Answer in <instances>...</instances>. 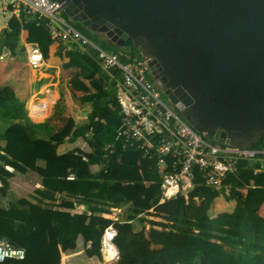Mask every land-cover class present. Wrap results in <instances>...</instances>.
Here are the masks:
<instances>
[{
  "label": "trees",
  "instance_id": "1",
  "mask_svg": "<svg viewBox=\"0 0 264 264\" xmlns=\"http://www.w3.org/2000/svg\"><path fill=\"white\" fill-rule=\"evenodd\" d=\"M24 28L27 42L37 44L46 59L57 41L34 16L26 19ZM68 46L60 44L56 51L67 59L63 68L77 69L76 77L89 81L93 89L79 100H111L121 112L114 86L94 54ZM65 103L61 93L58 110H64ZM103 110L100 106L90 114V133L85 136L89 151L60 153L76 127L74 118L55 128L35 124L15 89L0 86V176H14L7 168L32 173L43 186L35 191V201L15 194L3 198L0 238L26 254L0 264H61L62 252L75 250L79 240L86 256L102 260V239L110 225L117 231L116 264H264V163L242 162L219 188L204 185L197 171L192 189L162 201V173L155 161L122 144L113 153L104 151V126L98 118ZM259 142L254 148H264V136ZM57 195L74 202L56 205ZM218 199L234 203L233 209L215 214ZM77 205L84 209L72 212ZM113 209L121 210L118 220L108 217Z\"/></svg>",
  "mask_w": 264,
  "mask_h": 264
},
{
  "label": "water",
  "instance_id": "2",
  "mask_svg": "<svg viewBox=\"0 0 264 264\" xmlns=\"http://www.w3.org/2000/svg\"><path fill=\"white\" fill-rule=\"evenodd\" d=\"M57 1L117 51L138 47L195 129L233 147L264 136V0Z\"/></svg>",
  "mask_w": 264,
  "mask_h": 264
},
{
  "label": "built area",
  "instance_id": "3",
  "mask_svg": "<svg viewBox=\"0 0 264 264\" xmlns=\"http://www.w3.org/2000/svg\"><path fill=\"white\" fill-rule=\"evenodd\" d=\"M19 9L43 23L55 41L76 45L82 52L94 54L108 77V84L114 86L121 109V125L115 141L106 144L104 151L113 153L118 144H122L123 148L140 150L144 157L155 161L162 173V201L192 189L197 171L202 175L204 185L219 188L222 180L228 174L236 173L242 162L264 163V148L221 145L209 138V134L195 129L158 88L142 56L132 58L129 53L108 52L98 47L59 15L64 12L57 0H0V15L14 14ZM5 56V53L1 54L0 60ZM27 56L33 69L44 65L45 58L37 44L28 46ZM33 105L39 114L46 107L44 103L35 102ZM116 234L113 225L105 230L102 239L104 260L105 236L111 235L113 242ZM25 254L23 248L0 238V262L8 258L22 260ZM117 259L118 256L114 262Z\"/></svg>",
  "mask_w": 264,
  "mask_h": 264
},
{
  "label": "crops",
  "instance_id": "4",
  "mask_svg": "<svg viewBox=\"0 0 264 264\" xmlns=\"http://www.w3.org/2000/svg\"><path fill=\"white\" fill-rule=\"evenodd\" d=\"M9 9L11 10V8ZM28 17L29 16H27L22 9L17 10L14 14L8 13L5 15H0V55L3 53L6 54V56L0 60V65L1 63L2 64L5 63L13 67V69L8 73V78H10L9 82H1L2 72L0 71V86L11 85L15 89L17 96L25 102L29 119L33 123L38 125L40 124L44 125L45 123L48 122V120H50L53 117L54 114L53 112H55L54 110L60 99L61 93L64 94L66 101L65 105L66 104L69 105L70 103L74 104L75 103L74 98H76L78 100L77 102L78 105L76 106H79L80 104L83 108H85L82 110L83 118L81 119L78 116H70V117L74 118L76 125L79 123V121L84 122L88 126V131L86 133H77L74 137L70 139V141L66 146H64L63 148L62 146L64 144L60 146L59 152L65 153L66 151L74 148H77L80 151H82L83 149V152H88L89 147L85 141V136H87L90 133L89 130L90 114L93 112L95 108L102 106V102L106 100L94 101L85 104L79 100L80 96L92 92L93 89L91 88L89 81L76 77L78 72L77 69L63 68V63L66 62L67 59H62L56 55V51L58 47L60 46V44L63 43L55 42L51 46L48 57L45 59L44 65L41 68L33 69L29 65L27 48L30 44L33 43L27 42L28 31L25 30L24 28L25 21L26 19H28ZM64 45H69V44L64 43ZM70 46L71 45H69L68 47ZM8 57H10V59H7ZM17 58L19 60L21 59L23 60L25 59V60L24 62H20L17 60ZM20 70H23V72H21ZM26 85L29 86L28 90L25 89ZM84 88H88V90L84 93H80ZM107 101L109 103V107H112L111 100H107ZM35 102L44 103L46 105L45 110L41 114L35 111H33L34 112L33 114L32 106L33 103ZM119 113L121 115V112ZM98 118L101 120L100 114ZM102 123L104 126V132L106 133L105 124L103 121ZM120 125H121V118L118 129ZM118 129L116 130V132L118 131ZM116 132L114 134V140H115ZM80 139H83L87 149H84L82 146H80ZM7 169L12 173H14V176L8 179H5L2 176H0V205L3 204V198L7 194H15L17 196L26 197L32 201H35L34 199L37 198V194L35 191L37 189H43V186L41 185L38 178L32 173L20 174L13 172L10 168ZM243 193H244L243 191L240 192L241 195H243ZM63 201L74 202L72 198H69L65 195L56 196V202H55L56 205L62 203ZM83 209H84L83 205H77L76 208L71 211L81 212ZM223 211H227V210H216L214 208L215 214ZM120 215H121L120 209H113V214L108 215V217L118 220ZM78 256L84 257L85 259L82 258L81 260L87 262V264L106 263L104 258L100 260L97 257L86 256L85 245L82 240H79L77 243V248L75 250L62 252L61 264H67L70 259Z\"/></svg>",
  "mask_w": 264,
  "mask_h": 264
},
{
  "label": "rangeland",
  "instance_id": "5",
  "mask_svg": "<svg viewBox=\"0 0 264 264\" xmlns=\"http://www.w3.org/2000/svg\"><path fill=\"white\" fill-rule=\"evenodd\" d=\"M60 16H62L65 20H67L68 22L72 23L74 26H76L88 39H90L94 44H96L98 47L108 51V52H114L116 49L110 44V42L107 40V38L104 35L101 34H97L94 32H91L89 30H87L86 28L80 26L75 25V23H73L64 13L60 12L59 13ZM24 54V53H23ZM133 58H138L141 56L140 50L138 47H132L131 52L129 53ZM7 59H10V57H8ZM18 61L20 62H24L23 59L19 60L17 58ZM2 66V67H1ZM3 68V69H2ZM0 71L2 72V79L1 82H9L8 78V73L9 71H11L13 69L12 66H9L8 64H2L0 65ZM21 72H23V70H20ZM75 77V76H74ZM23 78V77H22ZM25 89H29V86H25ZM88 90V88H84L82 89V91L80 93H84ZM74 104L70 103L69 105H65V109H60L58 110L57 107H59L58 105L55 107V112H53V117L48 120L47 123H45L44 125L48 128H55V127H59L60 125H62L65 120L70 117V116H78L81 119L83 118V114H82V110L85 109L83 108L80 104L78 105V100L76 98H74ZM102 106L104 111H102L100 113V117H101V121L104 122L105 127H106V133L104 135L103 141L104 144L107 143H113L114 140V134L116 132V130L118 129V126L120 124V118L121 115L120 113L112 107H109V103L108 101H103L102 102ZM58 110V111H57ZM87 110V108H86ZM89 110V109H88ZM59 111L61 112L60 114ZM58 112V113H57ZM42 120V119H41ZM88 131V126L84 123V122H80L76 125V128L73 132V134L71 135V137L69 139H67V141L64 143V145L62 146V148L64 146H66L68 144V142L70 141V139L72 137H74L77 133H86ZM80 146H82L84 149L86 148V144L83 141V139H80ZM256 146H260V142L258 141ZM83 151V149H82ZM234 207V203H227L225 202L223 199H218L215 203V209L216 210H232ZM154 217H151V219ZM155 219V218H154ZM162 221H164L163 219H161ZM146 230L149 229V226L145 227ZM85 259L84 257H73L72 259L69 260V262L67 264H87V262L82 261L81 259ZM97 261V259H96Z\"/></svg>",
  "mask_w": 264,
  "mask_h": 264
},
{
  "label": "bare ground",
  "instance_id": "6",
  "mask_svg": "<svg viewBox=\"0 0 264 264\" xmlns=\"http://www.w3.org/2000/svg\"><path fill=\"white\" fill-rule=\"evenodd\" d=\"M32 112L34 111V105L32 106ZM34 114V112H33ZM105 264H113L114 260L118 256V250L114 243L111 241V235L105 236Z\"/></svg>",
  "mask_w": 264,
  "mask_h": 264
}]
</instances>
